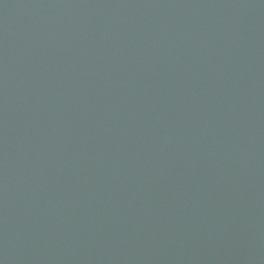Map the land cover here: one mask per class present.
I'll list each match as a JSON object with an SVG mask.
<instances>
[{"label":"water","instance_id":"1","mask_svg":"<svg viewBox=\"0 0 264 264\" xmlns=\"http://www.w3.org/2000/svg\"><path fill=\"white\" fill-rule=\"evenodd\" d=\"M0 264H264V0H0Z\"/></svg>","mask_w":264,"mask_h":264}]
</instances>
